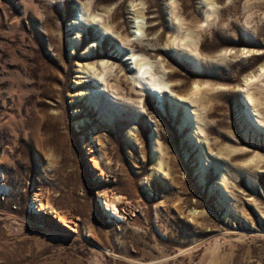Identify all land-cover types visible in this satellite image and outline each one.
<instances>
[{
	"label": "rangeland",
	"instance_id": "rangeland-1",
	"mask_svg": "<svg viewBox=\"0 0 264 264\" xmlns=\"http://www.w3.org/2000/svg\"><path fill=\"white\" fill-rule=\"evenodd\" d=\"M94 15L121 29L103 36ZM188 28L205 59L229 50L214 70L228 90L201 128L169 101L192 64L151 60L174 91L159 99L116 50L159 35L164 49ZM113 53L90 103L87 64L99 74ZM262 66L264 0H0V264H264V124L241 94Z\"/></svg>",
	"mask_w": 264,
	"mask_h": 264
},
{
	"label": "bare ground",
	"instance_id": "bare-ground-1",
	"mask_svg": "<svg viewBox=\"0 0 264 264\" xmlns=\"http://www.w3.org/2000/svg\"><path fill=\"white\" fill-rule=\"evenodd\" d=\"M208 4V3H207ZM211 4V3H210ZM209 4V5H210ZM211 7V6H210ZM214 5L211 7L213 8ZM90 9V8H89ZM138 17H144L145 13L143 11H137L136 13ZM174 15V13H173ZM208 16V15H207ZM206 16V17H207ZM114 17V16H113ZM209 16L206 23H211L209 20ZM86 20V13L84 9L82 8L80 10V14L78 18L74 22V26L78 28L79 25H83ZM176 21H178L179 24H174V32L176 34H179L183 28L182 22L180 23V19L176 18ZM90 23L97 26L101 32H103V36H106L107 34L111 33H117L121 28L119 25H116L114 27L110 24H102V19L98 15L92 16V19L90 20ZM143 25V24H142ZM153 26H150V30L154 29ZM139 28H142L139 26ZM139 31V30H138ZM120 34V33H119ZM118 34V37L120 35ZM158 34V33H157ZM195 31L193 32L191 29L184 30L183 34L176 38L172 39L169 36V40L165 46V48H160L159 42H161V38H163V35H159L157 39L149 40L148 44L145 46H141L137 41L128 39V38H122L119 42V45L117 46V52L120 54V52H125L126 49L130 52L128 57H130V60H132V63L135 66V70L133 71V81L137 83L139 86L143 88V91L151 92L152 94L156 95L159 99L163 98V93L165 92V88L169 87V95L171 94L170 88L172 85L169 83L164 82L163 79H161L162 75H154L152 72V66L151 60L156 57L158 54L159 56H167L169 52V56H174L176 60L179 61H187L195 68V71L187 76V83H190V88L186 90L183 86H177L173 85L175 89H179L175 96H169V101L171 102V106L175 112L179 111L181 108L185 110V123H190L191 121L196 122V125L200 127L202 123L205 122L207 119V114H212L211 112V106L212 100L218 96V92L223 90H228V86L225 85L224 78L219 77L218 72L215 70V61H226L228 58V52L229 50L225 51V55L223 54L221 56V59H218L217 57H211L210 61L208 59H205L200 53L199 49V37L194 36ZM199 34V31L197 32ZM196 35V34H195ZM136 36H138V33H136ZM200 36V35H198ZM125 37V36H124ZM128 37V36H126ZM198 39V42L194 40L195 38ZM181 49V50H179ZM179 51V52H178ZM224 52V51H223ZM222 52V53H223ZM122 54V53H121ZM127 56V55H126ZM141 56V57H140ZM233 57H237L232 55ZM231 56V57H232ZM91 55H84L83 58L90 59ZM98 58H102V68L103 71L99 74L93 69L94 65L90 66L87 64V72L89 76L87 78H96V84L97 89L93 90V88L84 91L82 93V96H85L88 98V101L90 103L96 104V105H102V87L100 85L99 80H103L104 75L106 74V71H109V69H112L113 65L108 64V61L111 59H116L117 55L115 53L113 54H105L103 55H97ZM119 57V56H118ZM106 58V61L104 59ZM183 58V59H181ZM109 59V60H108ZM219 63V62H217ZM119 65V64H118ZM121 67V64L119 65ZM214 67V69H213ZM78 68H83V66H80V63L78 65ZM165 70L167 67H164ZM134 69V68H133ZM170 69V68H169ZM259 74H256L250 78H247L245 81V85L242 88L241 91L244 103L248 107L247 114L252 119V121L259 127V124H264V121L261 120L259 117L260 114H264V103L261 101L262 98L264 99V88L260 87L259 83H262V79L264 78V66L260 68ZM168 71V70H166ZM178 76H181L179 72L176 73H170L168 75V79L170 78H176ZM81 78V77H80ZM163 78V77H162ZM264 81V80H263ZM80 84V81H78ZM224 83V84H223ZM257 86L259 90H261V97L257 96L252 90L253 87ZM231 88V87H230ZM231 90V89H230ZM112 92V91H111ZM109 92V97L112 99H115L116 92L113 91L112 93ZM131 94V93H129ZM261 101V102H260ZM198 128V129H199ZM195 133V132H194ZM98 167V166H97ZM160 169V168H159ZM114 200V199H113ZM104 207L107 211H109V214H112L116 217H120L119 213L117 211V206L115 202L111 201L110 199H104ZM43 206L40 205L39 210L42 211Z\"/></svg>",
	"mask_w": 264,
	"mask_h": 264
},
{
	"label": "water",
	"instance_id": "water-1",
	"mask_svg": "<svg viewBox=\"0 0 264 264\" xmlns=\"http://www.w3.org/2000/svg\"><path fill=\"white\" fill-rule=\"evenodd\" d=\"M100 202V201H99ZM100 205H101V203H100Z\"/></svg>",
	"mask_w": 264,
	"mask_h": 264
}]
</instances>
